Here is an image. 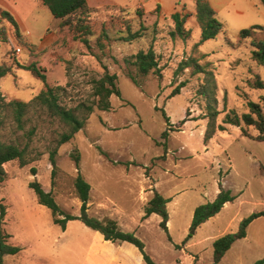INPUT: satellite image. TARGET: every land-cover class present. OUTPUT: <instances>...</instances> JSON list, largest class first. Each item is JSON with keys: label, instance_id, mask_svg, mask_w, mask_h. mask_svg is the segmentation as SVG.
I'll list each match as a JSON object with an SVG mask.
<instances>
[{"label": "rangeland", "instance_id": "rangeland-1", "mask_svg": "<svg viewBox=\"0 0 264 264\" xmlns=\"http://www.w3.org/2000/svg\"><path fill=\"white\" fill-rule=\"evenodd\" d=\"M89 5L92 33L84 36L87 43L78 33L59 25V39L39 52L32 42L39 45L51 26L54 16L49 8L41 0H0L2 8L11 11L10 7H15L23 19V33L18 35L0 17V33L5 28L8 35L0 41V69H10L0 78V94L7 101L31 100L44 88L32 65L44 69L51 85L65 87L61 101L69 108L95 98L91 78L103 75L105 67L118 75L121 90V96L111 97L109 111L95 108L85 127L59 147L55 186L50 152L68 126L34 107L25 128L19 129L8 111L0 108V139L30 143L33 159L23 167L18 160L5 164L7 176L1 188V199L7 205L4 229L9 242L22 250L6 255L4 264H146L137 246L105 241L100 232L80 220L69 221L65 230L54 224L51 210L38 202L30 188V182L40 181L47 191L52 190L66 213L78 215L82 201L74 179L79 169L91 184L89 214L114 218L123 229L134 231L158 264H213L214 241L237 231L240 222L253 212L264 210V141L255 140L258 131L249 128L250 138L242 135L240 127L227 125L226 131L217 130L207 144L204 142L211 100L219 111L217 125L224 124L231 111L239 115L248 112L251 100L264 110V89L250 84L257 76L264 79V65L252 57V38L264 39V6L261 2L256 9L246 0H223L217 5L222 32L199 45L196 0H91ZM239 8L245 12L238 13ZM175 12L186 15L190 38L171 35ZM129 25L133 31L143 25V36L124 41ZM254 25L261 28L252 38L240 36L243 29ZM10 36L23 46V52H14ZM150 47L158 55L161 77L154 73L142 77L136 66L126 62ZM192 57L204 66L202 72L180 69L181 62ZM59 58L66 71L57 62ZM129 73L140 84L133 82ZM206 80L213 90L211 99L202 94ZM179 85L180 94L171 96ZM163 110L173 124L167 139L162 137L168 128ZM184 118L187 121L179 127ZM31 129L35 132L30 139L27 133ZM76 151L81 157L79 166L72 157ZM220 183L237 198L193 232L196 207L214 200ZM155 190L172 199L168 233L160 226V215L145 217L146 204ZM262 258L264 215L249 225L247 236L237 240L219 264H255Z\"/></svg>", "mask_w": 264, "mask_h": 264}, {"label": "trees", "instance_id": "trees-1", "mask_svg": "<svg viewBox=\"0 0 264 264\" xmlns=\"http://www.w3.org/2000/svg\"><path fill=\"white\" fill-rule=\"evenodd\" d=\"M44 5H46L54 18L60 21V26L62 28L68 27L72 32L78 33L82 41L88 42L85 38L87 34L92 33V29L89 25V18L92 12V8L89 5L91 0H41ZM264 6V0H260ZM160 8V5L158 6ZM139 16L142 13L138 12ZM196 20L201 30L200 40L197 44L201 45L209 39L216 38L223 30L224 24L218 18L217 10L212 6L209 0H196ZM1 22L10 23L16 30L18 35H21V28L19 23L13 16V14L7 10L0 9ZM172 19L175 22V27L171 31L173 37L179 36L182 39H187L191 37L192 30L186 28V15L182 12H175L172 15ZM141 27L133 31L132 26H128V35L123 37L124 41L132 42L139 37L143 36L144 27ZM261 28L260 25H254L251 28L243 29L240 32L242 38L253 37L256 29ZM106 36L104 32L102 39ZM8 35L4 29H1L0 41L7 40ZM252 45L254 47L252 52V57L258 64L264 65V39L252 38ZM101 44V43H100ZM104 45L101 44V48ZM126 62L137 67L138 73L142 77H146L151 73L162 76V69L159 63L158 55L153 47L148 50H140L136 54L128 57ZM33 73L40 77L45 85L44 88L36 94L31 100H19L17 98H12L9 101L0 94V108L1 110L8 111V113L13 117L14 121L17 122L19 129L25 128V122L27 116L30 114L32 108L45 113L51 120H57L60 123L68 126V130L61 133L56 146L50 152V160L53 166L52 169V185L55 186L57 183V177L59 175L60 167L57 163L56 155L58 149L61 145L69 142L74 138V136L85 127L87 120L90 118L95 108L103 111H109L112 107L111 97L113 95L121 96V90L118 86L117 79L118 75L112 73L105 67L106 71L101 76H93L91 78L93 96L95 98L90 101H82L75 107L69 108L64 103H62L61 91L65 90L62 85H51L47 81L46 74L43 73L44 69H36L33 65L30 67ZM189 68L192 70V74H197L204 70V66L201 65L196 58L184 59L180 64V69L184 70ZM10 72V69L1 68L0 78L6 76ZM129 77L132 78L133 82L140 84L136 77L129 73ZM251 86L258 89H264V79L257 76L253 81L250 82ZM182 85L177 86L171 93V96L180 94V89ZM205 89L202 94L211 99L213 96L212 87H209L208 80H206ZM212 101V100H211ZM208 104L209 109V121L204 135V142L207 144L216 134L217 130L226 131L227 125H233L240 127L242 130V135L253 138L249 132V128L254 127L258 131V135L255 136V140L264 141V110L263 106L255 101H249L248 107L249 111L244 112L241 115L235 111H231L226 114L223 122L224 124H216V117L219 113L214 107V103ZM0 110V111H1ZM166 120L168 121V128L163 132L162 137L167 139L169 136V130L172 129L173 124L170 122L169 116L163 110ZM1 115V113H0ZM187 118L182 119L179 122V127H181ZM178 127V128H179ZM179 130V129H176ZM34 129L28 131L27 135L31 139L34 134ZM30 143L22 145L19 141H4L0 139V264H4L5 256L12 254H18L22 247L19 245H14L9 242L10 235L4 229L5 216L7 214V205L3 203L1 199V188L2 184L6 179L7 171L5 169V164L18 160L20 165L26 166L33 159L30 157ZM72 157L77 161V165H80L81 157L78 151L72 153ZM79 168V167H78ZM34 174L36 170L33 169ZM264 175V167H262ZM74 186L79 198L82 201L80 208V214L74 215L66 213L57 202L55 195L52 190L47 191L40 181L34 180L30 182V188H32L36 195L38 202L47 206L52 212L53 223L59 225L64 230L67 228V224L71 220H80L89 228L100 232L105 240L111 241H127L129 243L137 246L143 254V258L146 264H158L145 250V242L136 235L134 231L125 230L121 227L119 222L110 217L100 219L91 216L88 212L89 210V200L91 184L86 180L80 169L78 174L74 179ZM237 198L236 195L232 193L231 190L223 187L220 183V191L214 200L208 201L206 203L200 204L196 207L193 215L192 227L198 228L203 223L216 216L226 203L233 202ZM171 198L165 197L159 191L155 190L153 197L147 202L145 207V217H149L151 214L156 213L161 216L160 226L167 233L169 232L168 223L170 221V214L168 209V204L171 202ZM264 215V210L253 212L248 217H245L239 225V228L235 232L227 233L219 238H217L214 245V259L213 264H219L223 259L225 254L229 251L232 245L239 239L247 236V229L249 225L258 217ZM192 235L189 234L188 237ZM170 240L172 237L168 234ZM188 239L186 238L184 242ZM181 246V245H178ZM194 264H198L195 262ZM255 264H264V258L259 259Z\"/></svg>", "mask_w": 264, "mask_h": 264}, {"label": "crops", "instance_id": "crops-1", "mask_svg": "<svg viewBox=\"0 0 264 264\" xmlns=\"http://www.w3.org/2000/svg\"><path fill=\"white\" fill-rule=\"evenodd\" d=\"M25 1H27V0H24V2ZM246 1H247V3H249V6H251V8L257 9L258 4H261L260 0H246ZM210 2L216 10L218 9L217 5L223 4V0H210ZM10 8H11V11H9V12H11L13 14V16L15 17V19L17 20V22L19 23V26L21 28V25L23 23V19H22L21 15L19 14V12L16 10L15 7H10ZM0 9L5 10L4 8H2V6H0ZM237 11H238V13L243 14L245 12V9L239 8ZM59 22L60 21L58 19L51 17V26L49 28H47V33H46L45 37L41 40L40 44L37 45V44L32 42V44H34L36 46V48L39 52H43L49 46V44L51 45L52 43H54L55 41H57L59 39V36L61 34L59 32V25H60ZM53 26H56L58 28L56 30H51V27H53ZM21 32H22V28H21ZM51 56H54V55L51 53ZM53 60H55V59H53ZM57 60H58L57 62H61L63 64V67L66 71L64 61H62V59H60V58ZM127 255H129V254H126V256Z\"/></svg>", "mask_w": 264, "mask_h": 264}, {"label": "built area", "instance_id": "built-area-1", "mask_svg": "<svg viewBox=\"0 0 264 264\" xmlns=\"http://www.w3.org/2000/svg\"><path fill=\"white\" fill-rule=\"evenodd\" d=\"M9 40H10V45L15 53L20 54L21 52H23V46L18 41H16L14 37L10 36Z\"/></svg>", "mask_w": 264, "mask_h": 264}, {"label": "water", "instance_id": "water-1", "mask_svg": "<svg viewBox=\"0 0 264 264\" xmlns=\"http://www.w3.org/2000/svg\"><path fill=\"white\" fill-rule=\"evenodd\" d=\"M195 229H196V228H193V230H192V231L194 232V231H195Z\"/></svg>", "mask_w": 264, "mask_h": 264}]
</instances>
